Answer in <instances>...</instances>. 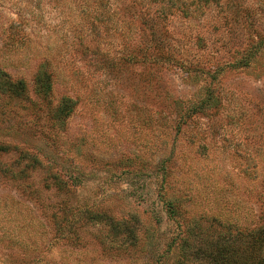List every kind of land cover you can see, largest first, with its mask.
I'll return each instance as SVG.
<instances>
[{
	"label": "rangeland",
	"instance_id": "1",
	"mask_svg": "<svg viewBox=\"0 0 264 264\" xmlns=\"http://www.w3.org/2000/svg\"><path fill=\"white\" fill-rule=\"evenodd\" d=\"M144 1L146 5L133 0H0V72L23 79L31 93L37 68L48 63L53 103L64 95L77 101L67 130L59 135L45 127L47 107L34 94L36 105L5 102L0 143L22 147L21 133L32 142L42 133L67 169L79 167L77 175L84 180L75 192L79 206L137 222L145 232L141 244L113 259L100 251L90 225L82 228V248L55 241L43 207L34 206L32 197L0 174V229L15 222L20 237L11 242L0 237V264H175L171 254L161 259L148 254L149 246L143 250L149 241L153 251L163 253L176 231L162 210L166 198L179 200L182 228L202 241L226 237L228 226L233 235L234 228L263 225L264 0ZM149 19L165 26L167 43L181 51L180 58L204 69L240 57L250 42L258 46L250 69L225 72L216 84L222 102L217 115L187 119L179 131L176 122L168 130L161 126L158 111L170 98L193 99L199 84L184 81L176 68L144 69L125 61L128 46L152 40ZM169 151L170 174L158 200L162 178L157 162ZM16 158L10 151L0 156V165L12 168ZM42 177L31 175L29 191L41 188Z\"/></svg>",
	"mask_w": 264,
	"mask_h": 264
},
{
	"label": "trees",
	"instance_id": "2",
	"mask_svg": "<svg viewBox=\"0 0 264 264\" xmlns=\"http://www.w3.org/2000/svg\"><path fill=\"white\" fill-rule=\"evenodd\" d=\"M171 1L173 0H160L161 3L167 4ZM133 2L138 5L147 4L144 0H133ZM125 10L131 12L129 7L125 8ZM139 16L147 18L148 14L139 13ZM153 21L149 19L150 25L146 23V25L150 26L149 39L151 38L152 40L142 45L128 46L125 61L127 63L138 62L144 69L147 67L149 69L176 68L185 75L184 81L191 80L192 83L199 84L198 91L193 99L170 98L169 104L164 105L158 111V116L163 121L161 126L167 125L168 130V125L176 122L175 128L176 131H179L180 126L187 119L209 116L210 114L212 116L217 115V112L222 107V102L217 94L216 84L225 72L240 68L243 70L250 69L256 62L254 54L256 52L255 47L258 46L250 42L247 44L249 50H245V53L240 57H233L227 64L204 69L205 67L202 68L201 63L197 61H188L180 58L181 51L173 50L170 44L167 43L165 26L157 27ZM10 29L12 36L18 34V31L12 32L15 29L14 25ZM37 69L39 70L34 75L31 93H29L27 83L23 79L14 80L9 74L0 72V103H3L0 104V119L5 114L7 116L5 102L16 104L29 101L32 105H36L35 101L31 99L34 94L47 107L43 116L46 120L44 123L45 127L53 132L54 135L65 133L68 119L75 111L77 101L64 95L57 103H53L51 98L53 89L52 74L47 70L49 69V64L42 63ZM160 93L158 94L159 97ZM165 97L169 99L170 96L167 95ZM41 134H39L41 138L38 137L36 141L32 142L26 134L21 133L19 136L20 140H18L23 143L22 147L19 144L0 143V156L10 153V151L17 153V162L14 167L6 168L0 165V174L6 180L15 182V189L18 192L26 193L32 197L30 201L34 206L43 207V218L48 222L47 226H50V229H54V240H63L65 244L82 248L86 243L84 242L85 234L82 228L90 225L94 227L91 235L99 246L100 251L107 253L112 259L127 252L128 247H132L133 250L141 244V240L145 237L143 236L145 232L138 229L137 222L133 221L132 223L129 219L117 218L112 213L101 211L96 207L87 205L81 207L77 204L74 199L76 196L75 192L77 188L82 186L81 184L84 181L77 175L79 167L74 168L75 172L67 169L60 161V157L52 153V144L48 143L44 139L45 136ZM164 143L165 141L162 139L160 147H164L160 151L163 153L166 151ZM198 148L205 152L207 147L200 144ZM166 153V156L158 160V167H156L157 171L161 172L162 178L160 188L156 191L157 197H159L158 200L163 198L160 193L163 185H167L164 181L165 178L169 177L170 174L169 163L172 160L173 152L169 151ZM58 161L61 163H58ZM247 168L244 169L245 173L248 171ZM250 169L255 174V169ZM34 172L42 173L41 188L29 191L31 185H29L28 180ZM42 191L51 193L53 197L57 198L52 199L53 197L49 194L44 196ZM162 194L165 196L164 193ZM161 201L162 210L167 217L172 218L176 225V231L169 236L167 243L164 245L163 253H158L155 249L153 251L152 248L156 247L151 242L147 241L144 243L145 247L143 250L149 246L148 254H153L161 259L171 254L174 256L175 264H188L196 260H203L207 264H264V223L252 229L234 228L235 233L233 235L230 233L232 227L228 226L226 227L228 232L226 237H217L212 241H202L199 235L193 236L190 230L188 231L185 227L182 228L183 217L179 211V208H181L179 200L166 198ZM27 209L30 210L32 208L29 206ZM24 219L26 220L25 217ZM5 228L0 229V237L3 240L11 242L20 238L19 235L15 234L17 229L15 222L13 226L8 229ZM146 238L148 237L146 236Z\"/></svg>",
	"mask_w": 264,
	"mask_h": 264
}]
</instances>
